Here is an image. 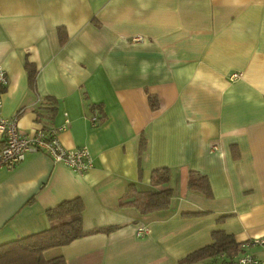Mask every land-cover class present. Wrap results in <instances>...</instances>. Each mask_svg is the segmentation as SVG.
Returning a JSON list of instances; mask_svg holds the SVG:
<instances>
[{
    "label": "crops",
    "instance_id": "0c3cea01",
    "mask_svg": "<svg viewBox=\"0 0 264 264\" xmlns=\"http://www.w3.org/2000/svg\"><path fill=\"white\" fill-rule=\"evenodd\" d=\"M0 67L2 115L18 113L22 133L58 127L66 148L92 159L83 174L42 152L0 168V244L46 229L49 208L79 197L84 230L117 228L46 258L179 264L224 231L238 251L223 264L245 252L264 260V244L245 245L264 238V0H0ZM91 104L104 112L96 125ZM158 167L169 169L170 207L119 206L130 185L150 190ZM191 171L208 178L210 197L188 187Z\"/></svg>",
    "mask_w": 264,
    "mask_h": 264
},
{
    "label": "trees",
    "instance_id": "16d2710c",
    "mask_svg": "<svg viewBox=\"0 0 264 264\" xmlns=\"http://www.w3.org/2000/svg\"><path fill=\"white\" fill-rule=\"evenodd\" d=\"M59 41L63 44L67 40L65 31L58 29ZM28 82L34 85L36 67L29 61L24 64ZM51 100L47 97L43 99ZM53 100V99H52ZM151 109L158 107L157 98L148 95ZM92 114L99 120L104 119L102 105H89ZM146 149V139L142 136L138 145V158L140 159ZM170 173L166 167L154 168L151 171L150 186L148 191H139L133 185L129 186L127 194L119 201L121 207H132L141 214L167 210L173 196L169 185ZM188 187L205 197L211 196V187L208 178L198 172L191 171L188 177ZM130 194V195H129ZM129 196V197H128ZM83 202L79 197L59 202L56 206L46 211L48 227L37 233L0 244V264H65L62 256L46 258L45 252L54 248L65 246L73 240L96 232L109 233L117 226H107L84 230L82 223ZM202 214V213H200ZM193 213V215H200ZM212 241L198 249L193 250L183 257L179 264H191L204 261L207 264H223L232 258L238 251V244L233 237L224 231L211 233ZM227 260V261H226Z\"/></svg>",
    "mask_w": 264,
    "mask_h": 264
},
{
    "label": "built area",
    "instance_id": "2783aa9c",
    "mask_svg": "<svg viewBox=\"0 0 264 264\" xmlns=\"http://www.w3.org/2000/svg\"><path fill=\"white\" fill-rule=\"evenodd\" d=\"M6 72L0 67V168L12 169L29 152H42L48 155L54 163H61L78 174L87 172L92 167L91 155L86 147L74 149L66 148L59 140L58 127H39L30 133H22L18 129V113L12 117H5L1 113L2 93L7 87ZM91 122H100L96 115H92ZM150 232V228L139 227L137 236ZM264 244V238L246 242ZM232 264H264L250 253H243Z\"/></svg>",
    "mask_w": 264,
    "mask_h": 264
}]
</instances>
